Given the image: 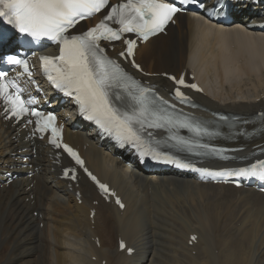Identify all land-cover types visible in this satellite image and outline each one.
I'll use <instances>...</instances> for the list:
<instances>
[{
  "label": "bare ground",
  "instance_id": "obj_1",
  "mask_svg": "<svg viewBox=\"0 0 264 264\" xmlns=\"http://www.w3.org/2000/svg\"><path fill=\"white\" fill-rule=\"evenodd\" d=\"M256 15L247 10L232 27ZM175 21L166 36L138 47L142 69L150 74L191 70L203 87V94L194 95L204 108L194 112L202 116L264 112V34L188 15ZM89 25L84 22L78 30ZM147 80L164 95L171 87L159 75ZM64 107L71 109L68 103ZM22 133L0 120V183L1 173L20 162L23 150L33 147L36 154L30 161L36 167L33 177L23 175L0 189V264H264V195L186 177L145 175L98 145L92 133L71 132L66 124L64 141L78 147L87 167L121 196L119 211L83 177L76 189L53 184L58 171L48 148L23 141ZM261 143L263 132L244 153ZM190 234L197 238L188 246ZM118 239L134 249L130 257L117 251Z\"/></svg>",
  "mask_w": 264,
  "mask_h": 264
},
{
  "label": "snow or ice",
  "instance_id": "obj_2",
  "mask_svg": "<svg viewBox=\"0 0 264 264\" xmlns=\"http://www.w3.org/2000/svg\"><path fill=\"white\" fill-rule=\"evenodd\" d=\"M197 2L198 0H183V3ZM199 6L204 7L203 3ZM106 8L107 14L94 27L79 35H66L81 20ZM180 11L181 8L175 4L163 0H122L111 6L109 0H0V17H7L8 23L21 34L31 37L32 40L47 38L59 44L58 56L40 57L44 73L52 86L72 97L86 119L94 121L103 132L114 135L121 147L124 143H129L138 150L143 147L139 132L143 131L146 124L149 128H162L165 123L171 121L165 120L162 115L149 112V97L146 95L148 90L140 88L118 64L104 56V50L99 47L97 41L120 40L121 33H136L143 40H147L150 34L163 31L165 25ZM113 20L120 25L119 30H114L108 25L107 21ZM124 43L127 45L126 54L132 56L136 41L125 40ZM120 55L124 56L125 52H121ZM7 61L10 64L21 65L27 70V62L15 56L7 57ZM133 66L139 69V65L133 63ZM6 77V72H0V98L8 105L5 109L6 113H10L18 120L25 114L35 117L36 131L50 130L49 142L58 148L61 147L56 139L59 129L55 126V115L52 113L45 115L35 108H29L28 105L32 104L33 100L25 101L16 89L15 82ZM170 79L175 80V77ZM175 82L177 85L193 89L197 87L195 84L185 85L183 77ZM114 88L123 89L137 106L131 113L122 112L114 104L113 97L116 101L124 99L120 93L112 91ZM176 96L184 98L179 87L176 89ZM162 103L166 104L167 101ZM149 116L155 119L149 120ZM135 125H139V129L135 128ZM181 126L189 127L197 135L206 131L189 124ZM148 135L151 136V133ZM180 142L186 143L182 140ZM63 147L77 164L83 165V161L68 145ZM146 154L147 151H140L141 156ZM164 162L175 163L179 168L190 167L189 164L168 156L164 157ZM258 163L259 167L257 164H252L247 168L220 172H210L208 169L194 170L213 177L237 176L264 179V161ZM67 174L65 172V175ZM89 176L96 181L95 176H91L90 173ZM97 183L103 192L108 193L109 189L106 185L99 184L98 181ZM116 202L124 207L119 199ZM120 247L122 249L125 247L123 242ZM128 251L132 250L128 249Z\"/></svg>",
  "mask_w": 264,
  "mask_h": 264
},
{
  "label": "rangeland",
  "instance_id": "obj_3",
  "mask_svg": "<svg viewBox=\"0 0 264 264\" xmlns=\"http://www.w3.org/2000/svg\"><path fill=\"white\" fill-rule=\"evenodd\" d=\"M41 227V226H40Z\"/></svg>",
  "mask_w": 264,
  "mask_h": 264
}]
</instances>
